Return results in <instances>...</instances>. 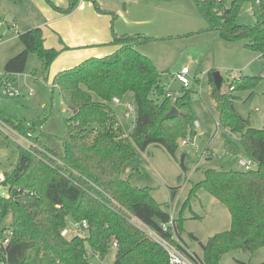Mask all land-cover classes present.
<instances>
[{
    "label": "trees",
    "instance_id": "1",
    "mask_svg": "<svg viewBox=\"0 0 264 264\" xmlns=\"http://www.w3.org/2000/svg\"><path fill=\"white\" fill-rule=\"evenodd\" d=\"M192 1L209 29H217L225 40L247 38V46L264 57V0H233L230 4L229 0ZM77 3L72 0L67 9L52 4L69 13ZM246 3L256 18L249 25L238 21ZM18 37L24 49L6 62L0 74L2 85L13 82L14 73L25 71L32 51L38 53L46 68L61 54V50L45 45L42 27L19 32ZM149 39L143 34L114 36L108 42L117 48L113 53L89 57L56 73L53 83L72 111L61 137L35 125L15 123L0 109L3 122L32 141L25 148L15 141L12 145L5 137L16 150V158L4 169L3 185L8 194L0 193V224L10 217L2 228L10 238L7 244L0 241V264H93L90 258L105 260L114 243L113 264H170L165 249L134 217L167 237L174 236L173 242L190 254L181 245L183 217L175 218L174 230L163 231L162 224L170 220L171 214L155 200L153 188L136 186L133 175H123L124 164L137 149L155 144L175 155L179 140L197 132L191 90L184 88L173 99L152 58L137 49ZM209 79L218 125L237 134L255 162V167L248 170L207 169L189 194L206 189L230 212V228L201 242L202 255L194 254L202 264H222L223 255L234 250L254 252L264 247V124L254 127L249 118L237 112L235 96L217 88L212 72ZM240 81L241 77L230 86L236 89ZM129 92L133 93L137 117L132 130L124 135L122 126L115 127L119 119L110 102ZM174 106L179 115L167 118ZM69 219L88 222L86 237L62 235Z\"/></svg>",
    "mask_w": 264,
    "mask_h": 264
},
{
    "label": "rangeland",
    "instance_id": "2",
    "mask_svg": "<svg viewBox=\"0 0 264 264\" xmlns=\"http://www.w3.org/2000/svg\"><path fill=\"white\" fill-rule=\"evenodd\" d=\"M232 1L229 0V4ZM87 2L93 8L88 7V12L99 13L92 20V24L102 29L95 34L101 39L102 45L84 47V51L78 53L82 55L61 57L63 65L66 66H59L60 63L56 61L49 68L45 67L38 53L32 51L25 71L12 75V81L20 94L11 97L7 102L4 85L0 83V109L4 114L10 115L15 123H22L25 127L35 125L41 131L61 137L66 132V120L72 116V111L65 105L59 88L53 83L54 76L62 69L59 67L71 68L89 57H102L113 53L117 48L108 42L114 36H149L151 39L140 43L137 49L152 58L161 72L162 83L172 92L173 99L182 94L185 88L176 73L184 66L189 68L188 89L191 90L192 109L199 126L195 127V135L189 134L185 137L190 138V142L184 144L185 138L179 140L175 155L155 144L144 150L137 149L136 155L124 164L123 175H133V184L136 186L152 187L155 200L165 210L175 218L183 217L184 233L181 240L192 251L202 255L201 242L205 243L215 233L229 229L231 215L228 208L206 189H200L190 196L192 186L204 178L207 169H242L240 161L250 158L237 134L218 125L219 114L212 95L209 73L220 72L224 79L222 92H231L235 96L237 112L249 118L252 125L259 128L264 124V57L247 46V38L225 40L217 29H209L208 22L192 0ZM51 5L49 0H1L0 74L4 73L6 62L24 49L18 33L34 26L43 28L40 23L48 21L44 12L58 10ZM77 5L78 3L76 7ZM69 6L70 3L63 6V9ZM238 21L247 25L255 23L256 18L249 3L242 8ZM94 33V30H89L87 38L91 39ZM99 33H102L101 38ZM234 71L239 73L241 81L234 91H230V74ZM253 79L255 80L252 81ZM95 98L98 99L96 95ZM129 102L135 104L131 92L122 98L121 103L110 102L124 135L135 124L133 118H127L124 114ZM0 120L3 121L1 118ZM3 126L0 122V169L4 171L16 158V150L6 143L5 137L10 139L11 144L15 141L25 148L32 141L16 130L19 135L13 132L12 136L16 139H12L7 134L10 131ZM41 151L53 157L48 151ZM0 193L7 195V186L0 185ZM9 221L10 217H7L0 224V241L6 236L2 228ZM70 221L73 220H68L71 229L68 238L74 234ZM1 256L0 254V258ZM115 256L116 249L112 248L105 260L98 256H92L90 260L93 264H113ZM221 263L263 264L264 247L254 252L234 250L223 255Z\"/></svg>",
    "mask_w": 264,
    "mask_h": 264
},
{
    "label": "crops",
    "instance_id": "3",
    "mask_svg": "<svg viewBox=\"0 0 264 264\" xmlns=\"http://www.w3.org/2000/svg\"><path fill=\"white\" fill-rule=\"evenodd\" d=\"M49 1L53 3L55 6L61 8H63V6H66V4L72 3V0H49ZM51 6L49 7L52 8ZM88 7L92 8L91 4H89L87 0H78V5L77 7H75V9L72 12L64 13L59 10H56L57 12L56 11L48 12V10L44 12L48 18V21L46 23H40V25L43 26L44 35H45V45L47 47H55L61 50V54L53 63H56V61H58L57 63L61 64V65L59 64V66H66L63 65L64 62H62L61 57L82 55L78 53L84 51L82 50L84 49V47L98 46L101 44L102 42L100 41L101 39H98V37H96L97 35L95 34H97L98 31H102V29L100 28L98 29L92 24V20L94 19V17L99 16V13L88 12L87 10ZM11 18L13 20L14 17L11 16ZM89 30L95 31L94 36L91 39L87 38V33L89 32ZM101 34L102 33H99V38H101L102 36ZM59 68L67 69L66 67H59ZM181 245H183L184 248L187 249V251L192 253H197L195 251H192L188 247L186 242L183 240H181Z\"/></svg>",
    "mask_w": 264,
    "mask_h": 264
},
{
    "label": "built area",
    "instance_id": "4",
    "mask_svg": "<svg viewBox=\"0 0 264 264\" xmlns=\"http://www.w3.org/2000/svg\"><path fill=\"white\" fill-rule=\"evenodd\" d=\"M14 26V24L12 25ZM190 71L189 68L187 66H184L181 71L176 73V77L178 78V80L182 83V85L185 88H188L190 86V75H189ZM231 77V81L233 82L234 80L239 78V73L234 71L230 74ZM231 90L235 89V85L230 86ZM20 94V91L18 88L15 87L13 82H8L4 84V95L6 97V101L9 102L10 98L13 96H18ZM169 95H172V93H170ZM173 97V95H172ZM121 98L115 96L112 99V102L115 103H121ZM125 116L127 118H133L136 121V117H137V109H136V105L129 102L126 104V109H125ZM0 122L3 123V125L10 131L9 133H7L8 135H11L10 137H12V139H16V137L12 136L13 132L17 135L18 132L15 131V129H13L12 127H10L9 125H7L5 122L1 121ZM117 122L115 124V127L121 126V123ZM195 127L199 126L198 121H195L194 123ZM3 126V127H4ZM2 127V128H3ZM127 135V134H125ZM190 142V138H185L183 139V143L186 144ZM240 165L242 167V169L248 170L251 168L255 167V162L251 159H242L240 161ZM6 180V174L3 170L0 169V185H3V183ZM135 220H137L140 224V226L142 228H144L147 232V234L156 242H158L167 252L168 255V259H169V263L170 264H202L200 263L197 258L195 257L194 253L189 252L190 254L186 253L185 251H183L178 245H176L173 242V238L172 237H167L165 235H163L162 233H159L151 228H149L147 225H145L142 221H140L138 218L134 217ZM70 224L72 225V228L74 230V234L73 236H79V237H86V235L88 234V229H89V224L86 220H83L81 222H76V221H70ZM172 228V230H174L173 228H175V217L174 215L171 214L170 216V220L166 223L162 224V229L163 231H169ZM71 229L69 228V224L67 226H65L62 229V235L67 237L70 234ZM9 236L6 235L4 240H3V244H7L8 240H9ZM117 246V243L113 244V247L115 248Z\"/></svg>",
    "mask_w": 264,
    "mask_h": 264
},
{
    "label": "water",
    "instance_id": "5",
    "mask_svg": "<svg viewBox=\"0 0 264 264\" xmlns=\"http://www.w3.org/2000/svg\"><path fill=\"white\" fill-rule=\"evenodd\" d=\"M1 2V0H0ZM212 78L214 84L217 86L218 89L221 88L223 77L221 76L219 71H213L212 72ZM179 115L178 109L174 106L169 113L166 115L167 118H175Z\"/></svg>",
    "mask_w": 264,
    "mask_h": 264
}]
</instances>
